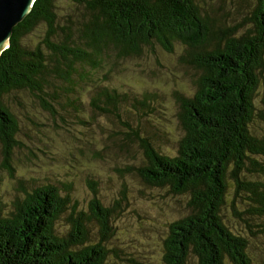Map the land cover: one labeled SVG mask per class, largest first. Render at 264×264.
I'll return each instance as SVG.
<instances>
[{"label":"trees","instance_id":"1","mask_svg":"<svg viewBox=\"0 0 264 264\" xmlns=\"http://www.w3.org/2000/svg\"><path fill=\"white\" fill-rule=\"evenodd\" d=\"M58 1L36 0L0 55L6 169L13 173L11 161L20 148L7 99L20 91L50 113L55 110L49 98L62 93L83 115L88 105L103 117L132 114L127 141L138 143L145 156L133 170L149 188L189 197V214L171 224L164 263L188 264L193 257L198 264H255L254 243L264 246V133L252 131L264 121L256 106L264 81V0L245 30L215 29L199 0H62L84 7L90 18L79 28L71 21L62 27ZM40 25L46 36L33 46L27 39ZM178 43L187 49L180 62L199 77L194 93L175 95L182 136L174 141L148 117L153 96L117 90L113 73L116 59L140 57L154 45L174 54ZM77 77L81 83L93 79L85 106L74 91ZM57 81L71 92L56 93ZM89 184L88 212L75 192L64 197L52 186L26 192L9 214L0 208V264H113L118 251L129 260L133 254L119 248L118 233L129 221L130 203L124 196L106 204L101 190ZM227 212L249 234L230 229Z\"/></svg>","mask_w":264,"mask_h":264},{"label":"rangeland","instance_id":"2","mask_svg":"<svg viewBox=\"0 0 264 264\" xmlns=\"http://www.w3.org/2000/svg\"><path fill=\"white\" fill-rule=\"evenodd\" d=\"M199 1L204 5L203 16L213 21L215 29L223 30L237 25L243 26V30L250 28V20L258 4V0ZM57 5L59 26L64 27L67 21H71L75 28H79L90 19L88 11L82 6L62 0ZM46 31L45 26H38L27 42L39 45ZM186 50L178 43L175 53L169 54L159 45H154L145 49L140 57L124 61L116 59L113 73L115 85L119 87L117 90L127 93L145 91L153 96L150 99L152 112L148 113V117L159 122L161 125L158 128L165 130L174 141L182 136L175 95L177 92L185 95L194 93V83L199 77L195 69L180 62ZM91 80L82 83L78 77L74 80L78 85L74 91L79 93L84 106L89 102L87 92L92 90ZM54 91L71 92L59 81L55 83ZM257 97V115H261L264 111V81ZM49 100L54 106V113L43 109L28 92L20 91L7 99V105L18 122L20 148L15 150L11 161L14 168L12 176L3 163L0 143V208L3 213L9 214L16 199L22 198L26 192L47 186L57 188L64 197L75 192L76 199L88 212L93 200L92 185L89 184L92 182L101 190L106 204L124 196L130 203L131 214L128 223L120 225L118 246L123 253L133 255L127 256L129 260L125 261L118 251L113 254V264H165V241L171 224L189 214V197H176L149 188L133 170L145 157L138 143L127 141L132 133L129 122L135 116L103 117L94 113L89 105L86 115H83L82 110L67 104L62 93L61 98L53 94ZM254 129L263 134L264 121L259 120L252 131ZM162 141L171 147L163 136ZM164 149L169 150L168 147ZM231 186L235 190L232 181ZM232 216L227 212L230 229L249 234ZM61 226H64L63 223ZM251 255L255 264H264L263 244L255 242ZM188 264L198 263L191 257Z\"/></svg>","mask_w":264,"mask_h":264},{"label":"water","instance_id":"3","mask_svg":"<svg viewBox=\"0 0 264 264\" xmlns=\"http://www.w3.org/2000/svg\"><path fill=\"white\" fill-rule=\"evenodd\" d=\"M36 0H0V55L10 47L14 28L32 11Z\"/></svg>","mask_w":264,"mask_h":264}]
</instances>
